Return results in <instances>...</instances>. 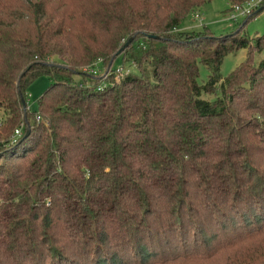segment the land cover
<instances>
[{"label": "trees", "instance_id": "16d2710c", "mask_svg": "<svg viewBox=\"0 0 264 264\" xmlns=\"http://www.w3.org/2000/svg\"><path fill=\"white\" fill-rule=\"evenodd\" d=\"M204 1L0 0V264H264V0L180 29Z\"/></svg>", "mask_w": 264, "mask_h": 264}, {"label": "rangeland", "instance_id": "374dc122", "mask_svg": "<svg viewBox=\"0 0 264 264\" xmlns=\"http://www.w3.org/2000/svg\"><path fill=\"white\" fill-rule=\"evenodd\" d=\"M228 0H207L204 1L200 6L196 7L193 12L187 14L178 27L180 29H189V30H198L207 27L209 32L215 36L220 34L230 33L237 27V23H240L244 17L238 18L237 21H232L227 18ZM242 32L248 36L252 37L256 34H261L264 32V8L257 12L253 17L249 18L242 27ZM246 53V48L241 47L234 51L227 52L222 57V60L218 67V72L222 76L227 75L236 65L239 64L244 59ZM264 58V48L258 51H254L251 54L252 63H257L260 59ZM118 57H115L113 60L112 67L107 69L103 68L101 65L97 67L101 71H105V75L102 76L103 79L106 78V75L113 72L114 77L116 78L120 73L124 72L128 68H123L121 70H114L119 65ZM118 68V67H117ZM130 69V68H129ZM100 75V74H99ZM208 75L207 67L198 63V76L197 82L199 84L203 83ZM75 79H78V76H75ZM107 80V79H105ZM49 83V78L42 74L37 76L26 88V105L25 107L29 109H34L36 105V98L40 92L47 86ZM201 97L212 99L214 94L210 93H201ZM1 117V111H0Z\"/></svg>", "mask_w": 264, "mask_h": 264}, {"label": "built area", "instance_id": "2783aa9c", "mask_svg": "<svg viewBox=\"0 0 264 264\" xmlns=\"http://www.w3.org/2000/svg\"><path fill=\"white\" fill-rule=\"evenodd\" d=\"M263 0H243L241 2L231 3L227 9V18L232 21H237L238 18L245 17L256 9ZM100 65V61H94L92 64L83 66L82 70L89 74H101L105 75V71H101L97 66ZM119 69H117L118 71ZM18 133V130H15Z\"/></svg>", "mask_w": 264, "mask_h": 264}, {"label": "water", "instance_id": "95a60500", "mask_svg": "<svg viewBox=\"0 0 264 264\" xmlns=\"http://www.w3.org/2000/svg\"><path fill=\"white\" fill-rule=\"evenodd\" d=\"M261 7H262V5L259 6V7H257L256 10H259ZM130 40H131V37H128V39L123 43V45H125V44H126L128 41H130ZM121 48H122V47H121ZM118 52H119V50H117V53H118ZM21 102H22V106L25 107V104H24L22 98H21ZM26 133H27V130H26L25 134H26Z\"/></svg>", "mask_w": 264, "mask_h": 264}]
</instances>
